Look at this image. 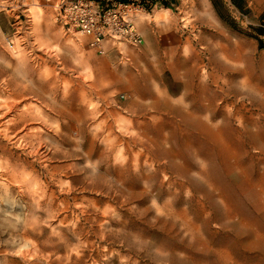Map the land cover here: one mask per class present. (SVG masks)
<instances>
[{
  "label": "rangeland",
  "instance_id": "obj_1",
  "mask_svg": "<svg viewBox=\"0 0 264 264\" xmlns=\"http://www.w3.org/2000/svg\"><path fill=\"white\" fill-rule=\"evenodd\" d=\"M62 1L0 0V264H264V0H137L104 54Z\"/></svg>",
  "mask_w": 264,
  "mask_h": 264
},
{
  "label": "built area",
  "instance_id": "obj_2",
  "mask_svg": "<svg viewBox=\"0 0 264 264\" xmlns=\"http://www.w3.org/2000/svg\"><path fill=\"white\" fill-rule=\"evenodd\" d=\"M122 8L128 7L118 5L104 10L94 0H63L57 6L55 20L74 37H88V45L104 54L106 42L132 46L143 42L133 19ZM8 43L13 48V44Z\"/></svg>",
  "mask_w": 264,
  "mask_h": 264
},
{
  "label": "bare ground",
  "instance_id": "obj_3",
  "mask_svg": "<svg viewBox=\"0 0 264 264\" xmlns=\"http://www.w3.org/2000/svg\"><path fill=\"white\" fill-rule=\"evenodd\" d=\"M167 12V11H166ZM166 16V15H165ZM163 18H164V14L163 13H159V14H157L156 16H155V21L156 22H159V21H162L163 20ZM31 60H33V59H31ZM35 60V59H34ZM24 64V63H23ZM13 66V65H12ZM24 66V65H23ZM14 68H15V66H13ZM36 68V67H35ZM36 70V69H35ZM26 71V70H25ZM15 72V71H14ZM30 72V71H29ZM16 73V72H15ZM244 77H246L245 75H244ZM249 79V78H248ZM254 79V78H253ZM258 79V78H257ZM256 79V80H257ZM242 84H243V81H242ZM245 84V83H244ZM256 85V84H255ZM37 86H39V85H37ZM264 86V85H263ZM41 87V86H40ZM259 87H261V86H259ZM262 88V87H261ZM42 89V88H41ZM166 91V90H165ZM262 92H263V90H262ZM164 93H166V92H164ZM13 95L15 96V97H20V96H22L23 94H22V91H18V90H14L13 91ZM163 96H164V94H162ZM161 95V96H162ZM168 95V94H167ZM166 95V96H167ZM166 98V97H165ZM168 98V97H167ZM169 98H171V97H169ZM262 100V99H261ZM156 102V101H155ZM7 106V105H6ZM41 107H43V106H41ZM11 117V116H10ZM6 120V119H5ZM1 124V123H0ZM15 127V126H14ZM0 129H2V128H0ZM92 129V128H91ZM47 131V130H46ZM201 131H202V129H201ZM22 133H23V130H22ZM20 134V133H19ZM21 136H23V135H21ZM20 137V136H19ZM20 140V139H19ZM33 142V141H32ZM19 143H20V141H19ZM18 143V144H19ZM35 148H36V146H35ZM46 186V185H45ZM41 187V186H40ZM39 187V188H40ZM19 188V187H18ZM41 189V188H40ZM43 191V190H42ZM44 195V194H43ZM72 211V210H71ZM63 212V211H62ZM263 212V211H262ZM60 224V223H59ZM25 230V229H24ZM20 240V239H19ZM20 242V241H19ZM20 247H21V249H22V251L20 252V254H19V257L20 258H22L24 261L26 260L25 258L27 257V258H30V260H31V258L33 259L34 258V256L35 255H37V254H35L33 251H36V249H37V247L36 246H31V249H28V246H27V244H22V245H20ZM36 247V248H35ZM4 256V255H3ZM57 258H60V257H57ZM37 259L38 260H44V261H49L50 260V256L49 255H47V254H43V253H41V254H38V256H37ZM26 264H32L30 261H26Z\"/></svg>",
  "mask_w": 264,
  "mask_h": 264
},
{
  "label": "trees",
  "instance_id": "obj_4",
  "mask_svg": "<svg viewBox=\"0 0 264 264\" xmlns=\"http://www.w3.org/2000/svg\"><path fill=\"white\" fill-rule=\"evenodd\" d=\"M97 3L100 4V6L106 10L105 8L109 7L110 5H117V4H122V5H129V4H133L135 3L137 0H94ZM155 2V0H138V4L140 5H145V4H153ZM161 5L164 7H167L168 4L164 1L161 0ZM105 7V8H104Z\"/></svg>",
  "mask_w": 264,
  "mask_h": 264
}]
</instances>
